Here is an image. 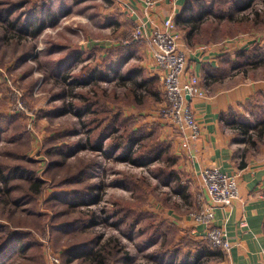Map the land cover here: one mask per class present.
<instances>
[{"label": "rangeland", "instance_id": "1", "mask_svg": "<svg viewBox=\"0 0 264 264\" xmlns=\"http://www.w3.org/2000/svg\"><path fill=\"white\" fill-rule=\"evenodd\" d=\"M184 6L194 27L177 30L187 58L216 50L222 74L259 83L228 121L260 136L243 137L239 154L264 156V0ZM131 19L112 0H0V264H194L199 252L220 254L170 221L197 211L196 192L151 120L163 91L160 78L150 94L141 88L147 45Z\"/></svg>", "mask_w": 264, "mask_h": 264}, {"label": "crops", "instance_id": "2", "mask_svg": "<svg viewBox=\"0 0 264 264\" xmlns=\"http://www.w3.org/2000/svg\"><path fill=\"white\" fill-rule=\"evenodd\" d=\"M133 6L142 19L141 3L133 1ZM183 6L184 0H177L175 4L169 0L160 1L153 9L152 24L161 27V23L173 12L175 21ZM214 52L205 50L188 57L189 73L199 78L200 86L207 93L206 98L190 100L194 118L201 127L200 141L191 148L190 155L193 158L190 159L180 149L179 140L168 123L156 113L151 115V120L157 124L161 140L171 144L174 155L178 157V163H173V170L180 179L182 176L190 181L186 183L192 195L199 190V175L203 168L214 167L227 175H237L241 201L235 202L229 212L218 209L214 218L217 227L225 228L232 245L231 250L228 255L220 252L219 257L209 258L207 264H264V202L259 197L264 192V156L255 158L239 154V149L243 150L239 146L245 143L244 138L240 136L238 140L235 137L238 132L224 121L235 114H243L244 104L260 90V85L250 80L235 82L238 75L230 77L222 74L224 67L219 66ZM146 55L142 67L148 76L147 80L142 81V89L145 94H150V85L159 81V75L148 49ZM221 115L224 120L220 119ZM183 188L187 194L186 188ZM170 221L176 225L180 236L203 242L204 228L195 225L189 216L180 214Z\"/></svg>", "mask_w": 264, "mask_h": 264}, {"label": "built area", "instance_id": "3", "mask_svg": "<svg viewBox=\"0 0 264 264\" xmlns=\"http://www.w3.org/2000/svg\"><path fill=\"white\" fill-rule=\"evenodd\" d=\"M112 1L135 22L133 37L145 41L148 54L158 71L163 101L156 115L171 126L184 154L193 158L191 148L200 141L201 127L194 118L190 100L206 98L207 93L200 86L199 78L189 73V58L180 43L174 12L158 27L152 24V16L159 0ZM133 1L141 3L142 19L138 17ZM169 1L175 4L177 0ZM200 172L199 190L195 195L198 209L188 216L195 225L204 228L202 237L211 250L228 255L231 242L225 228L215 225L214 218L218 209L229 212L235 202L241 201L237 175H227L214 167L203 168ZM259 197L264 202V192Z\"/></svg>", "mask_w": 264, "mask_h": 264}, {"label": "trees", "instance_id": "4", "mask_svg": "<svg viewBox=\"0 0 264 264\" xmlns=\"http://www.w3.org/2000/svg\"><path fill=\"white\" fill-rule=\"evenodd\" d=\"M183 10L181 11V14L179 16H177L175 18V24L176 26H180L179 28L181 29H186L188 27H190V31L194 28L193 25H191V23L187 20V19H183V15L185 13H187L189 10L186 9V6H183L182 8ZM202 15H200L199 17H201ZM198 19V18H197ZM41 28L38 30L40 31ZM194 30V29H193ZM142 85V83H141ZM142 88V87H141ZM146 86L144 88V91H146ZM220 119L224 120V117L223 115L220 116ZM225 122H227V125L233 130H235L236 132H238V134L242 137H248L250 139H254L253 137L255 136L254 135V132L256 130L255 127L251 126L250 124H244V123H241L237 120H234L232 119L231 121H228L227 119L224 120ZM256 138H260L259 135H256L255 136ZM95 149H100L98 147H96ZM219 256L221 254H218ZM218 256V257H219ZM211 257H214V253H212L211 251H203V252H199L198 254V257H197V261L194 263V264H206V261L211 258ZM200 260H202V263L200 262ZM200 262V263H198Z\"/></svg>", "mask_w": 264, "mask_h": 264}, {"label": "water", "instance_id": "5", "mask_svg": "<svg viewBox=\"0 0 264 264\" xmlns=\"http://www.w3.org/2000/svg\"><path fill=\"white\" fill-rule=\"evenodd\" d=\"M189 99V98H188Z\"/></svg>", "mask_w": 264, "mask_h": 264}]
</instances>
